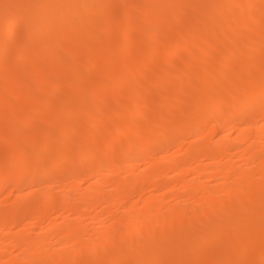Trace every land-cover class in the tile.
I'll list each match as a JSON object with an SVG mask.
<instances>
[{
    "label": "bare ground",
    "instance_id": "bare-ground-1",
    "mask_svg": "<svg viewBox=\"0 0 264 264\" xmlns=\"http://www.w3.org/2000/svg\"><path fill=\"white\" fill-rule=\"evenodd\" d=\"M129 1L0 0V147L15 152H0V196L13 198L0 203V258L14 248L23 261L8 264H264V0ZM11 54L18 65L1 60ZM65 87V99L49 96ZM122 92L131 101L104 97ZM136 164L66 200L101 167ZM98 208L93 234L71 220L32 234L50 211ZM51 239L67 250L48 251Z\"/></svg>",
    "mask_w": 264,
    "mask_h": 264
},
{
    "label": "rangeland",
    "instance_id": "rangeland-1",
    "mask_svg": "<svg viewBox=\"0 0 264 264\" xmlns=\"http://www.w3.org/2000/svg\"><path fill=\"white\" fill-rule=\"evenodd\" d=\"M121 1L123 2V5H122V6H120V5L122 4ZM121 1L119 0V2H121L120 5H119V3H118V6H120V7L128 6L129 3H130L129 0H125L126 2H125L124 0H121ZM128 1H129V2H128ZM127 2H128V4L125 5V3H127ZM148 43H149V41H147L146 43L142 44L141 46H145V45H147ZM120 52H122V51H120ZM120 52H119V53H120ZM70 54H71V52H70ZM70 54H69V52H68V53H66V56H68V57L70 56V58H71V57H72V58H77V55L72 54V56H71ZM120 54H123V52L120 53ZM15 55H16V54H13V56H12V54H11V55H9V57H5V59L3 58V59H1V60H3V61L6 60L7 62H8V61L11 62V61L13 60V61L11 62V64H13V62H14L15 65H18V64L21 62V60L19 61V58L16 57ZM73 55H75V57H74ZM10 56H11V57H10ZM161 58H162L163 60H161ZM161 58H160V61H159V65H160V66L162 65V67H164V68H166V67L168 68V67H170L173 63L176 62V61H175V62H173V61H169V60L167 59V55H166V54H165L164 56H162ZM181 60H182V59H178V62H180ZM18 61H19V62H18ZM160 62H162V63H160ZM8 63H9V62H8ZM167 64H168V65H167ZM166 65H167V66H166ZM165 66H166V67H165ZM0 69H1V67H0ZM90 77H92V76H90ZM77 79H78V78H77ZM2 82H3V81H2ZM54 87H55V86H54ZM54 87H52L51 89H52V90H55ZM172 87H173V86H170V88H172ZM55 88H56V87H55ZM51 89H50V91H49V96L51 95V92H52V97H55V98L57 97L58 99H60L61 96H63V97L66 96L67 93H68L67 91H69V89H67L66 87L63 88V89L61 88V89H59V90L56 89V92L51 91ZM61 90H62V91H61ZM64 91H66V92H64ZM57 92H58V93H57ZM56 93H57V94H56ZM125 93H126V94H125ZM54 94H55L56 96H54ZM60 94H61V95H60ZM65 94H66V95H65ZM131 95H132V93H130V92L115 93V94H112V95H111V94L109 95V94H106V93H105L104 97H105V99H106L108 102H111V103L114 104L116 101H118V100H122L123 98L126 99V100L128 99V101H131V99L133 98V96H131ZM117 96H118V97L120 96V99H119ZM50 97H51V96H50ZM127 97H128V98H127ZM121 98H122V99H121ZM64 99H65V97H64ZM108 99H109V100H108ZM111 99H113V100H111ZM69 101H70V100H69ZM67 102H68V99H67ZM69 103H70L71 106L73 105L72 102H69ZM68 105H69V104H68ZM114 105H115V104H114ZM71 106H70V107H71ZM68 107H69V106H68ZM41 108H42V107H41ZM48 109H49V110H52V111L54 110L53 106H52V108L50 107V108H48ZM71 111H72V109L70 108V110L68 111L69 114L71 113ZM71 114L75 117V115H74L73 113H71ZM72 115H71V117L74 118ZM80 115H81V114H80ZM80 115H78V117H79ZM82 116H83V115H82ZM82 116H80V117H81L82 119H84L85 117L83 116V117H84V118H83ZM69 117H70V116H69ZM80 117H79V118H80ZM114 118H115V117H114ZM117 118H120V120L122 119L121 116H118V117H117V115H116V118H115V119H117ZM117 120H118V119H117ZM64 124H65V122H59L57 128L60 127L59 129H61L62 126H63L62 128H64L65 125H66V124H65V125H64ZM42 125H43V124H42ZM43 126H45V125H43ZM43 126H42V127H43ZM2 127H3V129H2ZM0 128H1L0 131H4V130L8 129L7 126L4 125V124H0ZM59 129H58V130H59ZM63 130H64V129H62V131H63ZM60 131H61V130H59V133H60ZM2 133H3V132H0V134H2ZM235 133H237V132L235 131ZM41 134H42V136H45V137H42ZM170 134H172V135H170ZM173 134L175 135V133H169L168 135L170 136V138L175 139V137H177V134H176L175 136H174ZM171 136H172V137H171ZM38 137H39L40 139H41V138H42V139L44 138L43 141H46V138H47V136L45 135V133H42V132L39 133ZM115 137H116V139H115ZM112 138H113L115 141H117L118 143H120V141H121V140H119V139H121V138L118 137L117 135H114V134H113ZM123 138H124L123 140H126V139H127L126 136H124ZM61 139H62V138H61ZM61 139L58 140V141H60V144L62 143V145H67L68 142H69V144H70V140H69V141H68V140L65 141V139H62V142H61ZM63 140H64V141H63ZM3 141H4V140H3ZM8 141H9V140H8ZM8 141H7V143H6V140H5V143H4L5 145L2 144L5 148H4V147H0V150H1V148H2V150H1L0 152H2V153H1L2 155H3V152H4V154H6V155L8 154L7 156L10 155V157H11V156L13 157V156H14L13 154H14L15 152L13 153V151H14L13 148L11 149V148L8 146V145L10 144V143H8ZM41 141H42V140H41ZM58 141H57V142H58ZM67 141H68V142H67ZM63 142H64V143H63ZM58 144H59V142H58ZM58 144H57V145H58ZM6 146H7V147H6ZM10 146H11V145H10ZM3 148H4V149H3ZM5 149H6V150H5ZM9 149H11V150H9ZM178 149L180 150L181 148H177V150H178ZM177 150L175 149V150L170 151V152H176ZM5 151H6L7 153H5ZM11 151H12V152H11ZM235 151H237V150H235V149H234V151L232 150L233 153L230 152V154L232 155V154H235V153L238 152V151H237V152H235ZM8 152H9L10 154H9ZM118 152H119V150H117V152L115 153L117 156H118V154L120 155V152H119V153H118ZM11 154H12V155H11ZM2 155H1V156H2ZM116 155H115V156H116ZM1 156H0V159H1ZM155 156H156V157H154V159H153L154 161L152 162V165H154V164H155V165L157 164V165H160V166H162L163 164L165 165L166 162H165L164 160H161V159L159 158L158 155H155ZM4 157H5V156H4ZM2 158H3V157H2ZM7 158H8V157H7ZM8 159H9V158H8ZM158 159H160V160H158ZM230 159H233V160H229L230 163H232V162L235 163V161H236L239 165L242 164V163L240 162L239 159L231 158V157H230ZM11 160H13V158H11ZM156 160L159 161V162L161 161V162H160V163H159V162H156ZM238 160H239V161H238ZM155 162H156V163H155ZM163 162H164V163H163ZM239 162H240V163H239ZM153 163H154V164H153ZM158 163H159V164H158ZM162 163H163V164H162ZM203 163L207 164L208 162H207V161H203ZM237 163H235V164H237ZM161 164H162V165H161ZM193 164H194V165H193L194 168H198V167H200V166H206L205 164H202V163H198V164L193 163ZM167 165H168V164L166 163L165 166H167ZM196 165H197V167H196ZM168 166H169V165H168ZM168 166H167V167H168ZM70 167H71V166H70ZM70 167H68V169H70ZM163 167H164V166H163ZM71 168H72V167H71ZM136 168H137V164L135 165V167H131V168H129L128 170L126 169V171H125V170H121L120 168H114V169H112L111 171H110V169H109V170H108V169H104V170H103V168L101 167L100 169L102 170V172L99 170V172H100L99 174H100V175H99V174L97 175V174L95 173L94 176H93V177H94L93 179H92V177H90L91 179L89 178V180H88V179H87V180H86V179L83 180L84 182H83V181L81 182V183H83V184H80V185H79L80 187H78L76 190L74 189L73 193H71L72 196L69 195V196L67 197L66 200H67V201L70 200L71 203H72V202H75V200H77V199L81 198L82 196H84V193H87V192H88L89 188H87V187H89V185H91L92 183H95L94 181H97V182L101 181V178H102V177H103L102 181H103V180H106L107 178H106L105 176H107V177L110 176V178H111V176H113V177H115L114 179L117 180V179L119 178V181L123 182L126 178H128L130 175H132L133 172H134V173H137V172L139 171V166H138L137 169H136ZM165 168H166V167H165ZM200 168H201V167H200ZM202 168H204V167H202ZM83 170H86V168L84 167ZM103 172H104V173H103ZM97 173H98V172H97ZM108 174H109V175H108ZM129 174H130V175H129ZM102 175H103V176H102ZM116 175H118V176H116ZM96 176H97V179H96ZM101 176H102V177H101ZM99 177H100V178H99ZM104 177H105L106 179H105ZM113 177H112L111 179H113ZM116 177H118V178H116ZM125 177H126V178H125ZM191 177H192V178H191ZM191 177H188V179H189L191 182H195V180H196V181H199V180L201 181V180H202V179H201L202 177H199V178H198V177L196 176V177L198 178V180H197V178H196L195 176H194V177L191 176ZM98 178H99V179H98ZM110 178H108V179H110ZM191 179H193V180H191ZM194 179H195V180H194ZM214 181H215V180H214ZM211 182H213V181L211 180ZM211 182H210V185H211ZM215 182H216V181H215ZM215 182H214V184L212 183L213 186H216V185H217V184H216L217 182H216V183H215ZM212 185H211V186H212ZM57 186H58V185H57ZM57 186H56V188H55V191H56L58 194H60V193H61V190H62V186L59 185V186H58L59 188H58ZM82 186H83V187H82ZM86 186H87V187H86ZM81 187H82V188H81ZM79 188H81V189H79ZM86 188H87L88 190H87ZM86 190H87V191H86ZM58 191H59L60 193H59ZM79 191H80V192H79ZM148 191H149V190H148ZM148 191L145 192L144 197H148V195H152L151 193H152L153 191H152V190H150L151 192H148ZM56 192H55V193H56ZM147 192H148V193H147ZM161 192L163 193V191H161ZM161 192H159V193L156 192V195H157V194H158V195L161 194ZM79 193H80V194H79ZM154 193H155V192H154ZM154 193H153V195H154ZM77 194H78V195H77ZM82 194H83V195H82ZM147 194H148V195H147ZM5 195H6V196H5ZM80 195H82V196L79 197ZM3 197H7L8 199H7V198L4 199ZM70 197H71V198H70ZM1 198H3V199L5 200V201H3L4 203H3L2 201H0V203H2L1 205L7 206V204H9V200H11V199H9V198H12V197H11V196L9 197V194H8V193H4L2 196H0V199H1ZM73 198H75V199H73ZM12 199H13V198H12ZM1 200H2V199H1ZM6 200H8V201L6 202ZM171 201H172V202H175L176 200H175V201H174V200H171ZM70 202H68V203H70ZM5 204H6V205H5ZM64 210H66V209H63V210H60V211L58 210V212H56L55 210H54V211H50V215L48 216V218H46L45 220H43V221L41 222L42 225L40 224L39 227L36 226V228H34L33 225H30V224H32V223H30L31 221H29V222H28V221H25L24 223L21 222V223H19L20 225L17 224V226H15V228L12 230V232H13L12 234L17 233L18 231H22V230H29V229H31V228L33 227V228H32V234H33V236L35 235V233H37V234H39V235H38L39 237H42L44 234H46L45 231H47V230L50 228V226L54 225L55 223H56V224H58V223L60 224V223H61L60 225H62L63 222H64L63 225L66 226L65 223L69 222L70 220L72 221V223L69 222L68 225H70V223H71V224H74V222H75V223H77L78 226H80V227H82V228H86V227H83V226L90 227L89 232L92 233L91 231L95 230L96 227L98 228V227H100L101 225L103 226V224H100V221H99V220L102 219V218H103V219L106 218V216H103V217L100 216V217H102V218L99 217V220L96 219V216L101 215V214L99 213V212H101V211H99V210H101L100 208H98V210L92 212L93 214H98V213H99L98 215H94V217H95L94 220H93V214H92V215H91V214H90V215L87 214V217H86L85 213H84L85 216H83L82 214H78V213H77V214H76V213L73 214V212H69V211L67 212V211H64ZM117 211H119V212H120L119 214H121L122 209H118ZM95 212H97V213H95ZM76 216H77V218H76ZM79 216H81V217H83V218L80 217V219H78ZM88 216H89V217H88ZM72 219H73V220H72ZM76 219H77V220H76ZM79 220H80V221H79ZM48 221H49V222H48ZM45 222H46V223H45ZM78 222H79V223H78ZM25 223H26V224H25ZM28 223H29V224H28ZM80 223H81V225H80ZM107 223H108V221L106 222V224H107ZM27 224H28V225H27ZM51 224H52V225H51ZM85 224H86V225H85ZM18 225H19V226H18ZM23 225H24V226H23ZM25 226H26V227H25ZM27 226L30 227V228L27 229V228H28ZM40 226H41V227H40ZM102 226H101V227H102ZM17 228L20 229V230H18ZM24 228H25V229H24ZM92 228H94V229L91 230ZM15 229H16V230H15ZM33 229H34L35 231H33ZM87 229H88V228H87ZM102 229H103V228H102ZM104 229H105V227H104ZM104 229H103V230H104ZM14 230H15V231H14ZM96 230H98V229H96ZM42 231H43V232H42ZM101 231H102V230H101ZM107 231H108V230H104V231H102L101 233L105 234L104 232H106V234H107V233H108ZM38 232H39V233H38ZM41 232H42V233H41ZM112 232H113V231H112ZM109 233H110V232H109ZM40 234H41V235H40ZM42 234H43V235H42ZM92 234H93V233H92ZM94 234H95V233H94ZM8 235H10V234H8ZM8 235H6V238H7ZM35 237H37V235H35ZM49 241H50L51 244L49 243ZM49 241H48V243L46 242V243L48 244V247H49V250H48V251L52 252V251L56 250L57 252H59V251L61 252V250H62V252H65V251L67 250V247H66V246L63 247V245H60V243L57 242L56 239H53V240L51 239V240H49ZM53 241H54L55 243H54ZM52 242H53V243H52ZM58 243H59V244H58ZM50 247H53V248H50ZM58 247H59V248H58ZM65 247H66V249H65ZM57 248H58L59 250H58ZM63 248H64V249H63ZM11 249H12V250H11ZM53 249H54V250H53ZM12 251H13V252H12ZM16 251H17L16 249H14V248H10V252L14 254V255H13V254H12V255H13L14 257H18V258H13V259H14V260H15V259H16V260L19 259V260H22V261H23V259H20V258H23V255H21V254L19 255L20 252H18V251L16 252ZM62 252H61V253H62ZM208 252H211L212 254H214V253H216V252H220V253H221V252H222V249H221V250H220V249H211V250L208 251ZM16 253H17V256H15ZM13 256H12V257H13ZM12 257H11V256L4 257L3 261H2V258H0V259H1V260H0V264H5V263L8 264L9 262L13 261V260H11ZM248 257H249V258H248ZM248 257H247V259L251 260V257H250V256H248ZM9 258H10L11 261L9 260ZM5 259H6V260H5ZM8 260H9V262H8ZM19 260H18V261H19Z\"/></svg>",
    "mask_w": 264,
    "mask_h": 264
}]
</instances>
